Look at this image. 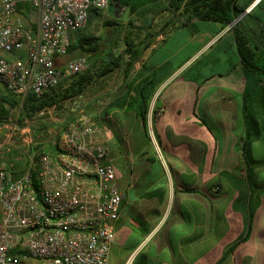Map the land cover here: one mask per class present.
<instances>
[{
  "label": "crops",
  "instance_id": "crops-1",
  "mask_svg": "<svg viewBox=\"0 0 264 264\" xmlns=\"http://www.w3.org/2000/svg\"><path fill=\"white\" fill-rule=\"evenodd\" d=\"M112 2L71 34L89 52L55 62L84 57L105 73L79 102L104 130L123 196L107 264H264V79L247 76L233 33L239 22L247 35L264 29V0H238L242 13L226 25L180 17L170 0ZM28 12L25 1L22 22ZM127 42L141 51L132 66ZM141 94L146 127L128 108ZM1 152L14 177L35 165Z\"/></svg>",
  "mask_w": 264,
  "mask_h": 264
},
{
  "label": "built area",
  "instance_id": "built-area-1",
  "mask_svg": "<svg viewBox=\"0 0 264 264\" xmlns=\"http://www.w3.org/2000/svg\"><path fill=\"white\" fill-rule=\"evenodd\" d=\"M25 1L37 15L35 33L18 17ZM111 1L0 0V88L22 103L28 93L42 95L85 72L84 57L63 68L55 62L67 56L71 34L86 27L90 10H105ZM72 110L52 150L38 151L34 166L14 177L0 163V264L108 263L123 196L103 128L84 110ZM2 128L6 153L25 128L13 121Z\"/></svg>",
  "mask_w": 264,
  "mask_h": 264
},
{
  "label": "trees",
  "instance_id": "trees-1",
  "mask_svg": "<svg viewBox=\"0 0 264 264\" xmlns=\"http://www.w3.org/2000/svg\"><path fill=\"white\" fill-rule=\"evenodd\" d=\"M237 1L238 0H170L169 5L180 17L189 14L190 17H194L198 20L217 21L226 25L230 24L233 19L237 18L242 13V10H239L235 6ZM20 8H22V5ZM20 8L18 11H20ZM23 8L25 10L27 9L25 6ZM26 19L27 16H25L24 20ZM23 23L27 26L26 21ZM240 26V22L235 24L233 26V33L241 65L247 76L252 75L256 78L258 83L264 79V29L260 28L259 31L249 30L251 33L247 35V32L243 31ZM30 27L35 33L36 26L32 25ZM79 32L80 31L74 34H78ZM86 42V38H77L76 43L72 44L71 39L68 53H88L89 51L85 48L87 45L85 44ZM126 47L125 53L128 54L130 61L129 66H132L139 58L141 51L134 49L128 42ZM94 48L95 46H93L92 50H94ZM104 74H95L87 69L81 74L66 78L62 84L46 91L42 95L37 96L33 93H28L22 103L16 96L0 88V131L4 133L2 127L10 121L15 122L19 129H22L25 121L31 122L34 124L30 125V129L32 130L31 139L34 144L32 150L51 151L52 144L56 140L57 135H59L60 130L65 123L71 120L75 115V111L72 110L75 108L74 102L77 104L81 97H85L88 94V90L93 87L96 82H99ZM66 103H71L73 106L71 108H64ZM82 108H84L85 113L89 115L90 106H82ZM128 108L135 113L143 126L146 127L148 98L141 94L140 100L129 103ZM48 109H53L56 120L63 119V122L55 124L56 120H54L49 123L44 117H38L40 112ZM49 127L58 130L57 134L52 139L49 138L47 134ZM242 155L244 158L246 180L248 185L252 187V168L256 164L249 158L248 137L243 142ZM35 171L36 168L33 171V175H35ZM235 246V244L231 246L228 252H232Z\"/></svg>",
  "mask_w": 264,
  "mask_h": 264
},
{
  "label": "rangeland",
  "instance_id": "rangeland-1",
  "mask_svg": "<svg viewBox=\"0 0 264 264\" xmlns=\"http://www.w3.org/2000/svg\"><path fill=\"white\" fill-rule=\"evenodd\" d=\"M25 11H26V14H27V9ZM36 21H37L36 13L28 12V16H27V19H26V24L27 25H30V24L32 25V24H35ZM86 98H87V95L85 97H83V98L81 97L78 101L86 100ZM72 106H73V104L66 103L64 108H71ZM42 117H44L49 123L54 121V120H56V118L54 116V111L51 113V115L44 114L43 116H40V118H42ZM91 117H93V116H91ZM56 121H58V120H56ZM30 125H34V124L31 123V122H28V121L24 122V125H23L22 128L28 127V129H29L28 132L27 133H23L21 135L17 133L15 135V137L11 140L10 145L7 148L4 149V150L7 151V154L5 155L6 157H10V154L16 156L18 154V152H17V150L14 147L20 146V148H19L20 151L19 150L18 151L19 152H23V153L26 152L27 155H25V157H30V159H33V161H34V158L36 157V153L38 151H35V150L33 151L32 150V147L34 146V144H33L32 139H31L32 130L30 129ZM57 131H58L57 129L49 127L48 130H47V134L49 135V138L52 139L57 134ZM3 138H4V134H2V136L0 138V141H2ZM34 153H35V155H34ZM1 154H2V152H1Z\"/></svg>",
  "mask_w": 264,
  "mask_h": 264
},
{
  "label": "water",
  "instance_id": "water-1",
  "mask_svg": "<svg viewBox=\"0 0 264 264\" xmlns=\"http://www.w3.org/2000/svg\"><path fill=\"white\" fill-rule=\"evenodd\" d=\"M85 104H87V102H86ZM77 108H80V109L84 110V108L81 107L80 102H79V104L77 105ZM61 122H63V119H62V120H58V121H56L55 124H58V123H61Z\"/></svg>",
  "mask_w": 264,
  "mask_h": 264
}]
</instances>
